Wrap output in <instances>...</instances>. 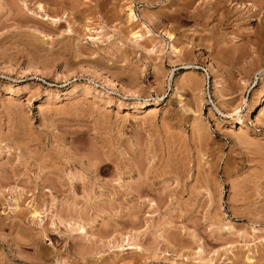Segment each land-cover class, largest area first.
Listing matches in <instances>:
<instances>
[{
  "label": "rangeland",
  "instance_id": "rangeland-1",
  "mask_svg": "<svg viewBox=\"0 0 264 264\" xmlns=\"http://www.w3.org/2000/svg\"><path fill=\"white\" fill-rule=\"evenodd\" d=\"M0 178V264H264V0H0Z\"/></svg>",
  "mask_w": 264,
  "mask_h": 264
},
{
  "label": "bare ground",
  "instance_id": "bare-ground-1",
  "mask_svg": "<svg viewBox=\"0 0 264 264\" xmlns=\"http://www.w3.org/2000/svg\"><path fill=\"white\" fill-rule=\"evenodd\" d=\"M36 2H37V0H35ZM22 2H23V0H22ZM7 3V2H6ZM14 4V3H13ZM22 4V3H21ZM35 5H36V7H34L35 8V11H34V13L35 14H33L32 12V15H34V17L36 18V19H38V21L40 20V21H42V22H51V23H55V25H56V23H58L60 20L59 19H54V18H51V17H49L48 16V14L46 13V10H44V8H43V6L40 4V3H35ZM184 9H186V8H184ZM217 9V8H216ZM17 10H18V8H17ZM16 10V11H17ZM22 10V9H21ZM29 10V9H28ZM21 12V11H20ZM30 12V11H29ZM130 12V11H129ZM23 13V12H22ZM47 15H46V14ZM131 14V16L129 17V19H134L133 18V16H132V13H130ZM129 14V15H130ZM195 14V13H194ZM205 17V16H204ZM132 37L134 36H136V33H134V34H132L131 35ZM137 37V36H136ZM135 37V38H136ZM170 37V36H169ZM139 107H144V103H132V106H131V108H139ZM261 113V112H260ZM24 147V146H23ZM23 155V154H22ZM21 155V156H22ZM7 156V155H6ZM115 156V155H114ZM23 157V156H22ZM74 157V156H73ZM25 158L26 157H24V160H25ZM31 158V157H30ZM37 158V157H36ZM69 158V157H68ZM88 158V157H87ZM201 158V157H200ZM19 160V159H18ZM23 160V159H22ZM38 160V159H37ZM122 160V159H121ZM27 161V160H26ZM25 161V162H26ZM35 161V160H34ZM20 162V161H19ZM24 162V161H23ZM173 162V161H172ZM200 162V161H199ZM8 163V162H7ZM21 163V162H20ZM38 163V162H37ZM99 163V162H98ZM24 164V163H23ZM22 165V164H21ZM27 165V164H26ZM16 166V165H15ZM125 166V165H124ZM184 166V165H183ZM25 167V166H24ZM38 167V166H37ZM65 167H66V165H65ZM17 168H19V167H17ZM39 168H40V166H39ZM92 168V167H91ZM44 170V169H43ZM16 171V170H15ZM20 171V170H19ZM24 171H26V170H24ZM86 171H88V169L86 170ZM90 172L92 171V170H89ZM93 171H96V170H93ZM46 172V171H45ZM156 172V171H155ZM18 173V172H17ZM16 174V173H15ZM20 174H22V173H20ZM92 174H93V172H92ZM12 175H13V173H12ZM17 175V174H16ZM19 175V174H18ZM4 176H6V174H4ZM23 176V175H22ZM80 176V175H79ZM8 177V176H7ZM44 177V176H43ZM1 178H2V176H1ZM0 178V179H1ZM5 178V177H4ZM12 178V177H11ZM52 178V177H51ZM10 179V178H9ZM179 179V178H178ZM8 180V179H7ZM18 180V179H17ZM38 180V179H37ZM41 180V179H40ZM144 180V179H143ZM4 181H6V180H3L2 182H4ZM8 181H6L5 183H7ZM95 182V181H94ZM117 182V181H116ZM32 183V182H31ZM119 184V183H118ZM134 185V184H133ZM141 186H142V184H140ZM151 185V184H150ZM134 186H136V185H134ZM138 186V185H137ZM41 187V186H40ZM106 188V187H105ZM138 189V188H137ZM137 189H133L134 190V193H135V190H137ZM140 189V188H139ZM139 189H138V191L137 192H142V191H139ZM163 190V189H162ZM175 190V189H174ZM147 191V190H146ZM67 193V192H66ZM132 193H133V191H132ZM204 193V192H203ZM85 194V193H84ZM120 194V193H119ZM141 194V193H140ZM139 196V195H138ZM146 198V197H145ZM150 198H148V199H144L145 201L144 202H146L145 203V205L148 203H150L149 204V207L151 206V205H154V206H156V204L154 203H152L153 202V200L152 199H150ZM169 199H170V197H169ZM171 201V200H170ZM15 203V202H14ZM147 204V205H148ZM15 205H16V203H15ZM75 206V205H74ZM153 206V207H154ZM152 207V206H151ZM83 211V210H82ZM32 212H34L31 216V218H35V217H37V215H38V213H36L35 211H33L32 210ZM39 217V216H38ZM61 219V218H60ZM132 220H133V218H131ZM135 219V218H134ZM69 220V219H68ZM32 221V220H31ZM134 221V220H133ZM136 221V220H135ZM134 221V222H135ZM57 222V221H56ZM69 222V221H68ZM92 222V221H91ZM133 222V223H134ZM39 223V222H38ZM138 223V222H137ZM51 224V223H50ZM71 224V223H70ZM68 225V227L69 226H71V225ZM73 224V223H72ZM75 224V223H74ZM73 224V225H74ZM133 225V224H132ZM135 225V224H134ZM77 227H80V228H78L79 229V231H80V233H82L81 235L83 236L84 235V229L85 228H83L81 225H79V226H77ZM66 228V227H65ZM70 228V227H69ZM72 228V227H71ZM77 229V228H76ZM68 231V230H67ZM75 231H77V230H75ZM73 232V231H72ZM42 233H43V231H42ZM55 233V232H54ZM38 234V233H37ZM45 234V233H44ZM78 234V233H77ZM70 235V234H69ZM155 235V234H154ZM68 236V235H67ZM157 237H159V236H157ZM161 237V236H160ZM26 238V237H25ZM160 240V239H159ZM21 241V240H20ZM15 242V241H14ZM160 242V241H159ZM161 243V242H160ZM15 245V244H14ZM153 245V244H152ZM109 246V245H108ZM163 259V258H162ZM249 261V260H248Z\"/></svg>",
  "mask_w": 264,
  "mask_h": 264
},
{
  "label": "built area",
  "instance_id": "built-area-1",
  "mask_svg": "<svg viewBox=\"0 0 264 264\" xmlns=\"http://www.w3.org/2000/svg\"><path fill=\"white\" fill-rule=\"evenodd\" d=\"M205 75V74H204ZM206 80L208 79V77L205 75V77H204Z\"/></svg>",
  "mask_w": 264,
  "mask_h": 264
}]
</instances>
